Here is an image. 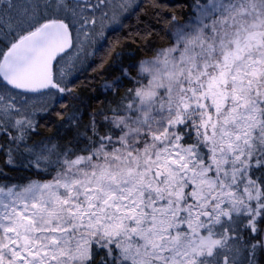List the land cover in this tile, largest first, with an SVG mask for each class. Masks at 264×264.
<instances>
[{
  "label": "snow or ice",
  "instance_id": "snow-or-ice-1",
  "mask_svg": "<svg viewBox=\"0 0 264 264\" xmlns=\"http://www.w3.org/2000/svg\"><path fill=\"white\" fill-rule=\"evenodd\" d=\"M0 264H264V0H0Z\"/></svg>",
  "mask_w": 264,
  "mask_h": 264
}]
</instances>
